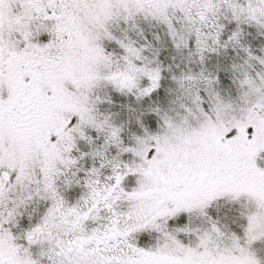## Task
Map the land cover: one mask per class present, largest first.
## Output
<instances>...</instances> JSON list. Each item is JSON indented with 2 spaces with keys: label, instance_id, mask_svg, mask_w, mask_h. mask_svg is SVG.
Listing matches in <instances>:
<instances>
[{
  "label": "snow or ice",
  "instance_id": "obj_1",
  "mask_svg": "<svg viewBox=\"0 0 264 264\" xmlns=\"http://www.w3.org/2000/svg\"><path fill=\"white\" fill-rule=\"evenodd\" d=\"M0 264H264V0H0Z\"/></svg>",
  "mask_w": 264,
  "mask_h": 264
}]
</instances>
